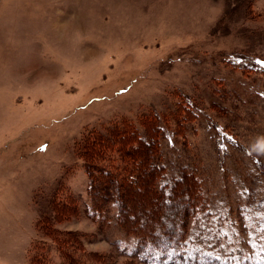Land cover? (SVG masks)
<instances>
[{
  "label": "rangeland",
  "instance_id": "rangeland-1",
  "mask_svg": "<svg viewBox=\"0 0 264 264\" xmlns=\"http://www.w3.org/2000/svg\"><path fill=\"white\" fill-rule=\"evenodd\" d=\"M154 115L215 249L264 264V0H0V264H137L85 211L83 142Z\"/></svg>",
  "mask_w": 264,
  "mask_h": 264
},
{
  "label": "trees",
  "instance_id": "trees-1",
  "mask_svg": "<svg viewBox=\"0 0 264 264\" xmlns=\"http://www.w3.org/2000/svg\"><path fill=\"white\" fill-rule=\"evenodd\" d=\"M189 106L186 110L195 114ZM181 112L175 110L167 117L182 119ZM164 120L154 115L140 128L122 121L86 136L83 166L89 218L100 225L113 219L124 235L133 237L131 250L123 256L137 264H261L215 249L218 232L209 223L201 178L186 167L168 174L161 149L169 128L160 125ZM184 129L185 125H176L172 133L182 136ZM139 193L144 196L136 198ZM60 248L62 259L71 264Z\"/></svg>",
  "mask_w": 264,
  "mask_h": 264
}]
</instances>
